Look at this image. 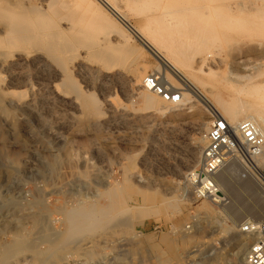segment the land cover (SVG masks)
Segmentation results:
<instances>
[{"label":"rangeland","instance_id":"rangeland-1","mask_svg":"<svg viewBox=\"0 0 264 264\" xmlns=\"http://www.w3.org/2000/svg\"><path fill=\"white\" fill-rule=\"evenodd\" d=\"M242 1L251 0H223L219 2L220 9L223 11ZM179 2L206 6V12L211 9L209 6L215 5L214 0ZM123 3L125 6V0ZM127 9L123 10L127 15L125 20L136 26L143 13L135 15ZM233 36H236L233 43L216 44L210 49L215 54L214 74L204 82L225 100L237 97L249 102L252 99L241 97L228 86L264 81V36L249 38L237 33ZM134 47L138 59L127 67L130 78L135 80L126 88L111 85L101 92L88 85L75 69H68L67 74L79 84L81 91L93 93L100 104L104 116L99 127L74 126L71 118L79 113L60 107L57 102L50 124L38 112L17 111L2 93L6 81H0V143L3 142L0 144V253L1 247L7 248L8 244L4 243L19 241L16 237L27 231L33 235L27 236L28 232L23 235L26 242L37 241L28 244L21 254L17 253L19 258L9 244L10 250L7 248L5 254L3 251L0 254L6 258L4 264H25L27 261L23 260L30 259L34 252L28 253L32 250L35 255L41 253L37 261L43 264L40 262L47 258L49 242H55L59 232L67 230L65 213L82 207L89 209V205L96 203L110 208L114 202L106 192L112 187L119 189L125 206L142 224L136 221L134 228L117 225L125 220L126 212L116 217L115 226L106 229L102 228L104 220L93 222L88 234L77 236V244L71 241L51 263L96 264L100 260L99 264H239L238 246L250 237L242 228L247 224L259 225L264 219V187L258 180L257 170L245 160L230 158L217 176L225 195L224 203L196 200L187 176L200 163L191 162L190 152L210 129L199 134L198 120L203 116L209 122L212 116L201 106L194 110L179 106L177 109L181 110L166 115L145 110L142 92L153 95L143 87L147 75H158L175 89L177 86L158 71L157 58L139 42ZM240 61H249L245 67L248 72L238 75L249 76L250 80H238L231 75V64ZM157 99L163 106H169ZM112 110L117 111V117H110ZM126 116L137 119L126 121ZM63 120L69 121V126H64ZM259 167L264 169V161ZM113 199L117 202V198ZM173 199L179 200L177 210L168 205ZM196 222L205 228H198L192 237H185L191 235ZM39 240L45 243L38 248ZM168 240L174 245L171 254L165 243ZM7 254L14 255L9 258Z\"/></svg>","mask_w":264,"mask_h":264},{"label":"bare ground","instance_id":"bare-ground-1","mask_svg":"<svg viewBox=\"0 0 264 264\" xmlns=\"http://www.w3.org/2000/svg\"><path fill=\"white\" fill-rule=\"evenodd\" d=\"M123 1L0 0V81H6L2 93L9 99L10 106L22 113L38 112L43 121L50 124L55 109L53 106L57 102L60 107L70 108L79 113L71 118L70 123L74 126L99 127L104 116L100 104L95 100L93 93L87 94L81 91L79 84L67 74L68 69L69 67L75 69L88 85L100 89L101 92L111 85L126 88L129 82L135 80L130 78L127 64L130 62L134 64L138 59L134 43L139 42L145 50L157 58L158 71L177 86V89L179 87L183 90L182 107L187 106V110H194L201 106L206 108L204 112L212 116L209 122H205V118L201 115V120L197 119L199 134L203 135L211 127L214 118L221 116L226 119L237 142L240 140L238 125L243 121V117H246L244 120L250 119L257 123L264 135V81L251 82L248 85L245 82L246 86L233 83L228 86L236 90L241 97L252 99L249 102L237 97L225 100L227 98L224 99L220 94L210 90L211 88L204 82L205 78L214 74L215 54L210 51L213 46L233 43L236 39L233 33L249 38L264 36V0L242 1L235 6L229 5L223 11L219 3L223 0H214L215 5L209 6L211 9H207L209 10L207 12L206 6L187 5L179 0H125V6L130 12L134 11L135 15L140 16L143 13L142 19L136 26L125 20L127 15L123 11L124 8L126 9ZM248 62L232 63L231 75L233 74L238 80H250L249 76L238 75L241 72L246 73L244 71L248 72L245 68ZM54 64L57 66L55 67ZM126 91L128 92V89ZM142 101L143 107L150 113L166 115L181 110L175 106H163L157 97L145 92H142ZM110 113L111 118L118 116L117 111L112 110ZM135 119L137 118L127 117L126 121ZM61 123L69 126V121L63 120ZM199 140L200 142L195 144V150L190 152L191 162L194 164L201 162L200 158L206 146L205 135ZM262 161H264V153L257 158L248 157L247 164H252L258 174L261 172L259 165ZM218 186L223 192L219 183ZM106 195L112 200L109 201L117 204L113 203L110 204V208H104L96 203L89 205V209L82 207L65 213L67 230L59 232L60 235L55 242H49L46 248L47 258L40 259V263L50 264L67 244L71 241L75 242L77 236L87 233L93 222L104 220L102 228L106 229L118 222L116 220L118 215L126 212L125 220L122 219L123 221L118 222L117 225L134 228L136 221L142 224L141 220L134 217L131 209L125 206V198L118 188H110ZM114 197L117 198V202ZM168 205L177 210L179 200L173 199ZM203 211H207L206 207ZM198 228L205 227L201 222H196L191 228L193 230L192 233L190 232L191 235L187 234L185 237H192ZM14 230L18 233L17 229ZM40 232L45 236L48 235L43 231ZM23 235L16 237L20 238L19 241H15L14 238L12 243H4V245H13L9 248H14L15 255L21 254V251L28 247L29 243ZM29 235L33 234L29 233L27 236ZM257 237L255 231L246 238L247 240L239 244V264H248V255ZM45 240L42 243L39 240L41 244L38 248L45 243ZM75 243L77 244V241ZM165 243L168 254H171L174 251L172 241L168 240ZM32 247L30 246L31 250ZM7 248L1 247L3 253ZM33 252L35 253L34 250L29 253L27 251L29 255ZM34 253L30 259H25L23 262L38 264L37 255L41 257V253H36L37 255ZM5 259L0 257V264H4ZM99 261H96V264H99Z\"/></svg>","mask_w":264,"mask_h":264},{"label":"built area","instance_id":"built-area-1","mask_svg":"<svg viewBox=\"0 0 264 264\" xmlns=\"http://www.w3.org/2000/svg\"><path fill=\"white\" fill-rule=\"evenodd\" d=\"M143 87L170 106H182V90L165 83L158 75H147L143 80ZM238 132L239 142L234 138L225 118H214L205 135L206 146L200 165L188 176L192 195L196 200L213 201L217 205L224 203L225 195L218 186L217 176L228 160L236 158L248 161V157L257 158L264 153V135L257 123L250 119L243 120L238 125ZM258 180L264 187V169L258 173ZM255 231L258 237L250 249L248 264H264V219L258 226L247 224L242 228V232L247 234Z\"/></svg>","mask_w":264,"mask_h":264}]
</instances>
